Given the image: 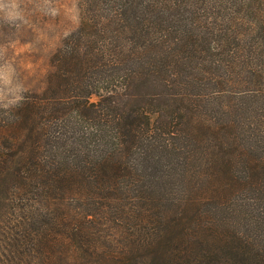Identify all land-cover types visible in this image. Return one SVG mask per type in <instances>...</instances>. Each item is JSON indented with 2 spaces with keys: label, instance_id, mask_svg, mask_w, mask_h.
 <instances>
[{
  "label": "trees",
  "instance_id": "1",
  "mask_svg": "<svg viewBox=\"0 0 264 264\" xmlns=\"http://www.w3.org/2000/svg\"><path fill=\"white\" fill-rule=\"evenodd\" d=\"M77 5L0 109V264H264V0Z\"/></svg>",
  "mask_w": 264,
  "mask_h": 264
},
{
  "label": "rangeland",
  "instance_id": "2",
  "mask_svg": "<svg viewBox=\"0 0 264 264\" xmlns=\"http://www.w3.org/2000/svg\"><path fill=\"white\" fill-rule=\"evenodd\" d=\"M25 21L0 22V65L25 90H41L49 59L60 40L79 24L77 0H19ZM91 101H96L92 97Z\"/></svg>",
  "mask_w": 264,
  "mask_h": 264
},
{
  "label": "clouds",
  "instance_id": "3",
  "mask_svg": "<svg viewBox=\"0 0 264 264\" xmlns=\"http://www.w3.org/2000/svg\"><path fill=\"white\" fill-rule=\"evenodd\" d=\"M24 21L19 0H0V22L17 25ZM23 91V86L14 82L11 70L0 65V109L10 110L19 105L24 99Z\"/></svg>",
  "mask_w": 264,
  "mask_h": 264
}]
</instances>
